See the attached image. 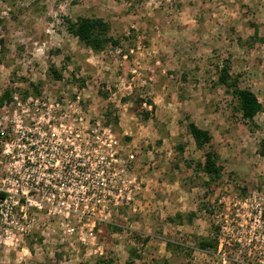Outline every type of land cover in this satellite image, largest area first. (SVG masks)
Instances as JSON below:
<instances>
[{
	"label": "rangeland",
	"instance_id": "rangeland-1",
	"mask_svg": "<svg viewBox=\"0 0 264 264\" xmlns=\"http://www.w3.org/2000/svg\"><path fill=\"white\" fill-rule=\"evenodd\" d=\"M79 16L104 18L120 43L101 52L85 47L64 21ZM256 27L262 39L252 46ZM0 39V97L10 90L22 102L78 101L91 122L111 127L117 174L108 180L116 181L111 191L119 200L85 241L66 232L58 213L21 203L17 218L29 233L0 243V264H93L104 254L126 264L129 244L140 248L142 264H223L196 243L219 235L207 210L225 188H264V111L252 131L216 83L217 67L228 62L264 106V0H0ZM11 104L0 110L6 124L21 111ZM189 119L214 136L224 167L217 184H203L209 177L194 167L204 152L187 130ZM61 121L64 127L57 122L52 132L64 134L69 123ZM11 139L3 145L14 152ZM13 162L5 157L4 176ZM133 179L138 189L126 203L123 182ZM83 223L77 226L85 231ZM138 237L148 243H136ZM168 241L184 248L171 253ZM237 252L231 249L226 264H236Z\"/></svg>",
	"mask_w": 264,
	"mask_h": 264
},
{
	"label": "built area",
	"instance_id": "built-area-1",
	"mask_svg": "<svg viewBox=\"0 0 264 264\" xmlns=\"http://www.w3.org/2000/svg\"><path fill=\"white\" fill-rule=\"evenodd\" d=\"M13 101L21 111L15 109L8 124L0 117V243L29 233L17 218L21 203L22 209L33 206L58 213L69 235L79 234L83 241L94 239L95 222L111 217L110 206L119 203L111 191L116 181L108 180L117 174L113 162L118 141L111 127L99 118L91 122L78 101L48 104L30 96L22 102L15 92ZM12 102L5 100L0 110ZM60 119L69 123L64 134L52 132L57 122L64 127ZM5 137H14L9 143L14 152L4 149ZM6 156L14 162L4 176ZM133 181L123 182L126 203L135 198L134 190L138 189ZM209 214L219 235L217 250L208 253L226 264L228 253L236 247L239 255L232 263L264 264V188L252 189L246 195L225 188L211 203ZM23 216L27 217V212ZM90 221L93 223H86ZM77 222H84L87 230H79ZM241 257L248 259L242 262Z\"/></svg>",
	"mask_w": 264,
	"mask_h": 264
},
{
	"label": "trees",
	"instance_id": "trees-1",
	"mask_svg": "<svg viewBox=\"0 0 264 264\" xmlns=\"http://www.w3.org/2000/svg\"><path fill=\"white\" fill-rule=\"evenodd\" d=\"M66 28L70 34L75 36L81 44L85 47L94 50L95 52H101L107 47L112 45H118L120 39H116L111 34L110 24L102 17L97 16H79L76 20L70 18L64 19ZM262 37L259 36V30L256 27L255 33L250 37V44L253 46L254 43L260 41ZM0 45L4 46V40L0 39ZM51 73L56 79L62 77V72L51 68ZM217 81L219 85H223L227 88V91L232 95L235 102V111L238 113L242 120L248 121V125L252 131L258 128L256 117L259 113L264 111V106L257 96L256 92L250 87H242L240 84V75H234L231 72V65L228 62L217 67ZM32 85V88L38 90V85ZM29 91H25V94H29ZM12 91L7 90L0 97V103L5 100L11 101ZM154 106V103L150 102ZM111 121V112H107V122ZM187 130L193 137L195 145L198 149L203 150L204 158L198 160L195 163V169L197 173H203L209 177V180L203 182L206 186H211L212 183H219V180L223 176L224 167L221 163V156L219 151L216 149L213 142V134L211 130L200 126L196 121L189 119L187 122ZM260 153L264 156V140L261 141ZM183 149V147H180ZM190 165L191 162L189 163ZM247 188L242 187L240 193L242 195L247 194ZM209 211V210H207ZM177 217H182L178 214ZM174 221V218H170ZM135 242L142 243L143 245L148 243V238H135ZM134 242V243H135ZM136 242V243H137ZM201 250H217L218 238L217 236L211 238H199L196 243ZM178 249H183L181 245H176L172 241L167 242V249L169 252H176ZM128 260L126 264H142L138 263L137 259L143 257L140 248L135 245H128ZM40 264V263H38ZM93 264H115V259L108 254L99 256ZM160 264V263H158Z\"/></svg>",
	"mask_w": 264,
	"mask_h": 264
}]
</instances>
